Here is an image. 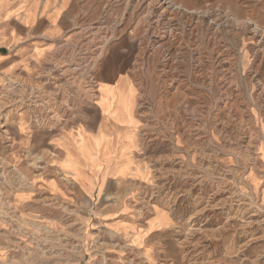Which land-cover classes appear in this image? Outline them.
Returning a JSON list of instances; mask_svg holds the SVG:
<instances>
[{
  "label": "rangeland",
  "instance_id": "374dc122",
  "mask_svg": "<svg viewBox=\"0 0 264 264\" xmlns=\"http://www.w3.org/2000/svg\"><path fill=\"white\" fill-rule=\"evenodd\" d=\"M83 4L51 53L58 71L0 83V264H151L122 220L157 207L174 220L145 243L159 264H264V0ZM120 49L147 125V198H56L43 187L59 174L56 139L103 88L116 110L96 77ZM107 204L130 213L105 221Z\"/></svg>",
  "mask_w": 264,
  "mask_h": 264
},
{
  "label": "crops",
  "instance_id": "0c3cea01",
  "mask_svg": "<svg viewBox=\"0 0 264 264\" xmlns=\"http://www.w3.org/2000/svg\"><path fill=\"white\" fill-rule=\"evenodd\" d=\"M83 6V0H0V83L10 77L32 82L44 71H58L50 68L49 64L56 63L51 53L63 38L73 35L78 18H85L87 10ZM122 50L116 52L120 53L119 58L111 59L112 53L108 52L96 77L97 85L112 90L118 112L101 105L102 96L106 97L103 88L94 102L96 110L78 113L80 120L76 125L56 139L61 156L54 167L59 174L50 175L43 185L56 198L139 201L147 198L145 184L155 177L142 153L147 125L134 111L137 94L130 76L132 60ZM110 205L104 209L105 221H123L125 231H136V243L144 245L149 263L159 264L156 245L145 243L174 225L171 213L157 207L159 211L151 209L145 219L137 216L136 222L121 221L119 218H126L130 208Z\"/></svg>",
  "mask_w": 264,
  "mask_h": 264
}]
</instances>
